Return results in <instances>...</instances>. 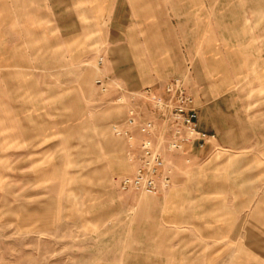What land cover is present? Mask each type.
Listing matches in <instances>:
<instances>
[{
	"label": "crops",
	"instance_id": "1",
	"mask_svg": "<svg viewBox=\"0 0 264 264\" xmlns=\"http://www.w3.org/2000/svg\"><path fill=\"white\" fill-rule=\"evenodd\" d=\"M198 5L189 0H0V160L8 159L13 165L22 161L43 165L52 159L59 164L65 160L60 151L66 149L69 138V147L76 150L75 164L81 165L82 155L88 154L85 161L103 174L96 189L94 213L100 228L119 219L139 199L138 234L132 244L152 247L142 251L143 255L139 253V260L149 264L208 261L211 245L235 248L242 244L241 210L234 212L239 222L232 228H213L220 231L217 236L205 218L207 211L204 207L200 211V201L194 200L203 197L201 190H194L195 183L201 181L197 168L222 146L236 147L227 143L226 127L211 107L207 82L193 80L208 61L204 59L207 41H223L214 29L211 34L207 23L201 30L203 24L194 19ZM250 22V26L259 24L257 19ZM98 40L111 47L99 58L103 63L97 61L95 80H115L130 92L152 87L163 95L166 83L181 77L194 97L193 84L208 91L205 102L201 99L202 107L195 100L201 130L215 135V139L204 148L196 145L183 153L166 154L168 165L175 170L173 186L158 196L121 190L122 178L131 173V167L127 142L114 134L113 125L124 126L125 108L123 116L112 122V134L109 121L82 117L85 97L80 78H76L81 58L78 53L68 59L66 43ZM196 42L201 43L200 54L194 52ZM178 73L183 74L173 75ZM93 88L98 95L94 93V105H117L121 95L118 90L103 94L95 84ZM67 105L72 107L69 114L65 112ZM67 119L72 125H66ZM146 119H150L148 113ZM83 128L88 135L82 137ZM135 135L139 143L142 136L137 131ZM125 163L130 171L128 167V172L121 175ZM191 163L198 167L190 168ZM254 213L257 211L252 210L251 218ZM249 237L247 245L255 247L252 230ZM223 240L225 243L220 242ZM195 246L205 247L204 257L195 258Z\"/></svg>",
	"mask_w": 264,
	"mask_h": 264
},
{
	"label": "rangeland",
	"instance_id": "2",
	"mask_svg": "<svg viewBox=\"0 0 264 264\" xmlns=\"http://www.w3.org/2000/svg\"><path fill=\"white\" fill-rule=\"evenodd\" d=\"M189 1L199 3L194 19L203 24L201 30L207 23L211 34L214 29L223 39L222 48L216 40L207 41L204 59L208 61L193 80L207 82L211 107L226 127L227 143L236 146H222L199 167L189 164L190 168L198 167L196 174L201 176L194 190H201L203 197L194 200L200 201V211L203 207L207 211L205 218L217 236L219 230L213 228H232L239 222L234 212L241 210L242 215L241 245L234 248L215 243L208 261L191 264H264V0ZM251 19L259 24L250 26ZM200 45L194 44L195 53H201ZM110 47V43L99 40L66 43L67 58L78 53L81 58L76 78H80L85 97L82 117L109 121L112 134L111 124L123 116L124 109L107 103L94 105L97 92L93 88L97 61ZM152 84L154 81L147 85ZM191 87L202 107L201 99L205 102L208 91H202L201 85ZM65 112L71 113L72 107L67 105ZM66 125H72L69 119ZM87 133L83 128L82 137ZM69 141L60 151L65 160L59 164L52 159L43 165H26L23 161L13 165L8 159L0 160V264H149L139 260V253L143 255L142 251L152 247L132 244L138 234L135 225L139 199L119 219L100 228L94 213L96 189L101 186L103 174L85 161L88 154H83L81 165H76V150L69 147ZM123 167L121 175L128 172L129 165ZM252 210L257 213L251 218ZM251 230L252 236L256 234L255 247L247 245ZM204 249L195 246V258L204 257Z\"/></svg>",
	"mask_w": 264,
	"mask_h": 264
},
{
	"label": "built area",
	"instance_id": "3",
	"mask_svg": "<svg viewBox=\"0 0 264 264\" xmlns=\"http://www.w3.org/2000/svg\"><path fill=\"white\" fill-rule=\"evenodd\" d=\"M95 85L103 94L113 88L118 90L121 95L116 103L126 110L124 126L113 125L114 134L127 142L131 167V173L121 181L123 192L154 197L169 190L175 170L168 165L166 154L183 153L196 145L204 148L215 139V135L201 130L195 97L181 77L168 81L163 95L152 87L130 92L106 78L97 79ZM146 113L150 119H146ZM135 131L142 136L139 143Z\"/></svg>",
	"mask_w": 264,
	"mask_h": 264
}]
</instances>
